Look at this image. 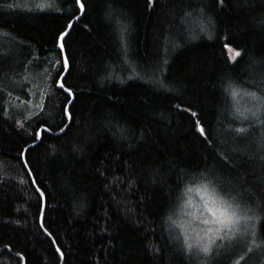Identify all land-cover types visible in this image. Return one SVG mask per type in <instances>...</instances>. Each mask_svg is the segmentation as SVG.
<instances>
[{"label":"trees","instance_id":"obj_1","mask_svg":"<svg viewBox=\"0 0 264 264\" xmlns=\"http://www.w3.org/2000/svg\"><path fill=\"white\" fill-rule=\"evenodd\" d=\"M81 2L70 121L29 145L66 123L80 7L0 0V264H264V104L229 94L264 100V0ZM202 175L257 210L261 249L186 250L169 220Z\"/></svg>","mask_w":264,"mask_h":264},{"label":"rangeland","instance_id":"obj_2","mask_svg":"<svg viewBox=\"0 0 264 264\" xmlns=\"http://www.w3.org/2000/svg\"><path fill=\"white\" fill-rule=\"evenodd\" d=\"M125 33L127 34V30ZM124 42L127 47V39ZM3 44L4 42L0 39V53H4ZM236 52L238 50L232 46L226 47V53L230 58H233ZM125 62L129 63L130 60ZM137 72L146 75L145 72L147 70L140 69ZM114 77L116 78L117 76ZM234 90L238 93L236 97L232 95ZM29 92H31L30 94L32 96V89L29 88ZM229 94L231 101L237 105L242 113L247 114V117L253 114L256 108L259 110L260 104L263 107L264 100L262 97L241 85H231ZM30 102L31 100L28 101L29 107H32V103ZM261 144H264V142H261ZM215 178L217 181L208 175L189 179L191 182L186 185L183 196L169 220L170 225L178 231L186 250L201 258L206 263L209 260V255L216 250L223 252H232L231 250H234L240 252V249L243 247V250L249 252L251 250H259L263 247V243L258 242L255 237L257 210L251 209L252 206L240 201L243 198L242 194L234 192L235 196L240 200L235 199V196L230 195L225 189V182L221 178L216 176ZM189 189L193 191H189ZM196 189H200V191H196ZM228 204L236 209V215L241 217L239 222L232 226L231 230L225 228L218 235L214 233L205 235L208 227H217L216 225L203 224L204 219L213 218L211 213L207 211V208L216 207L217 209L223 210ZM229 212H231V209H229ZM211 241H214V243ZM189 244L192 245L191 248L188 247ZM204 245L209 246L208 252L203 251ZM244 257L242 255L239 259L243 261ZM250 257L254 258L255 256ZM246 262L250 263L252 261L247 260Z\"/></svg>","mask_w":264,"mask_h":264},{"label":"snow or ice","instance_id":"obj_3","mask_svg":"<svg viewBox=\"0 0 264 264\" xmlns=\"http://www.w3.org/2000/svg\"><path fill=\"white\" fill-rule=\"evenodd\" d=\"M240 53L236 52L233 59H235L236 56H239ZM233 97H236L238 93L234 90L232 92ZM239 131L243 132L244 129H240ZM200 132L203 133V128L200 129ZM189 191H193L192 189H189ZM196 191H200V189H196ZM207 204V201H206ZM229 209H231V212H229ZM207 211L211 213L212 219H204L203 224L205 225H216L217 227H208L207 231L205 232V235H208L209 233L219 234L223 229L227 228L231 230L232 226L237 224L241 217L236 215V209L232 208L230 204L226 205V207L223 208V210L217 209L216 207H208ZM199 236V234H197ZM202 239V238H201ZM214 243V241H211ZM189 248L192 247L191 244L188 245ZM204 252L209 251V246L204 245L203 247Z\"/></svg>","mask_w":264,"mask_h":264},{"label":"water","instance_id":"obj_4","mask_svg":"<svg viewBox=\"0 0 264 264\" xmlns=\"http://www.w3.org/2000/svg\"><path fill=\"white\" fill-rule=\"evenodd\" d=\"M77 1H78V4H79V7H80V10H79V12H78L76 15H74V16L71 18V20L68 22L67 27H66V28H65V29L59 34V37H58V44H57L58 47H59L60 50H61V53H62V57H63V61H64V66H63V70L60 72V74L58 75V77H57V79H56V86H58V87L64 89V90L67 91L68 93H70V99H69V101L66 103V106H65V111H66V114H67V120H66V123H65L64 126L61 128V130H59V131H53V130H51L49 127H47V126H45V125H41V126L39 127V129H38V137H37V139H36L35 141H33V142H30L29 145H31V144H33V143L39 141V139H40V137H41V129H42V128H44V129H45L46 131H48L49 133H52V134H58V133H60L62 130H64V128L67 126V124H68L69 121H70V113H69V110H68V104H69L70 101L72 100L73 95H72V91H71V89H69L68 87H66V86L63 84V82H62V77H63V75L65 74V72H66V70H67V68H68V61H67V58H66V56H65L64 47H63V43H62V38H63L64 34H65V33L68 31V29L70 28L72 22H73L76 18H78V17L82 14V12H83L84 7H83V4H82L81 0H77ZM25 149H26V147L24 148V150H25ZM22 156H23V153H22ZM23 162L25 163L24 156H23ZM27 170L29 171L28 168H27ZM30 176H31V178L33 179V176H32L31 173H30ZM33 182H34V179H33ZM34 184H35V182H34ZM42 195H43V194H42ZM43 204H44V198H43ZM40 224H41V221H40ZM22 264H24V260H23Z\"/></svg>","mask_w":264,"mask_h":264},{"label":"bare ground","instance_id":"obj_5","mask_svg":"<svg viewBox=\"0 0 264 264\" xmlns=\"http://www.w3.org/2000/svg\"><path fill=\"white\" fill-rule=\"evenodd\" d=\"M25 164H26V162H25Z\"/></svg>","mask_w":264,"mask_h":264}]
</instances>
